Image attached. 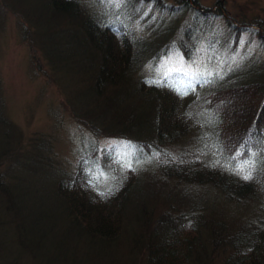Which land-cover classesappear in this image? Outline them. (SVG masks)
Segmentation results:
<instances>
[{"label": "trees", "instance_id": "16d2710c", "mask_svg": "<svg viewBox=\"0 0 264 264\" xmlns=\"http://www.w3.org/2000/svg\"><path fill=\"white\" fill-rule=\"evenodd\" d=\"M4 12L35 75L92 139L71 160L51 132L26 138L4 100L0 264H264V79L159 66L173 47L192 58L218 9L0 0ZM187 13L177 39L171 22ZM229 25L233 50L243 29Z\"/></svg>", "mask_w": 264, "mask_h": 264}, {"label": "rangeland", "instance_id": "374dc122", "mask_svg": "<svg viewBox=\"0 0 264 264\" xmlns=\"http://www.w3.org/2000/svg\"><path fill=\"white\" fill-rule=\"evenodd\" d=\"M167 1L175 4L182 2ZM200 3L203 7L218 9L221 15L215 18L213 24L206 26L207 32L203 35L199 33L192 58L183 57L180 50L173 47L160 61L161 70L182 72V78L199 75L207 79L214 72L223 70L231 78L263 80L264 39L260 35H264V0H200ZM202 10L199 12L201 16ZM193 14H196L195 11ZM192 16V13H187L174 17L171 23L175 24L173 32L177 39L183 37L184 27L191 25ZM16 17L8 12L0 16V106L4 107L5 100L8 116L26 138L33 132H51L56 136L58 151L73 160L76 158L74 150L92 137L60 107L62 95L57 88L51 84L47 86L42 74L35 75L28 48L18 35ZM229 21L243 29L241 40L233 50L234 38ZM189 120L186 115V121ZM112 142L110 138L98 139L100 146H108Z\"/></svg>", "mask_w": 264, "mask_h": 264}, {"label": "snow or ice", "instance_id": "6c2138e0", "mask_svg": "<svg viewBox=\"0 0 264 264\" xmlns=\"http://www.w3.org/2000/svg\"><path fill=\"white\" fill-rule=\"evenodd\" d=\"M169 71H172V70L170 69ZM165 75L167 76L168 73L166 72ZM209 75H211V73H209ZM193 79H196V77L193 76ZM157 83H158V82H157ZM128 167H131V164H129ZM244 178H245V179H248V178H250V177H249L248 175H246Z\"/></svg>", "mask_w": 264, "mask_h": 264}]
</instances>
